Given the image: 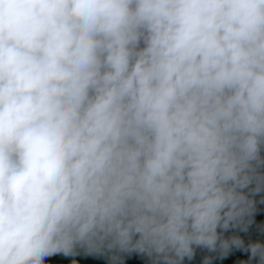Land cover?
Returning a JSON list of instances; mask_svg holds the SVG:
<instances>
[{"label":"clouds","instance_id":"clouds-1","mask_svg":"<svg viewBox=\"0 0 264 264\" xmlns=\"http://www.w3.org/2000/svg\"><path fill=\"white\" fill-rule=\"evenodd\" d=\"M262 146L264 0H0V264H264Z\"/></svg>","mask_w":264,"mask_h":264},{"label":"trees","instance_id":"trees-1","mask_svg":"<svg viewBox=\"0 0 264 264\" xmlns=\"http://www.w3.org/2000/svg\"><path fill=\"white\" fill-rule=\"evenodd\" d=\"M261 159L264 160V146L260 151ZM258 171L264 174V165H262ZM255 187V184L250 185L248 189L251 191ZM257 197L264 199V192H261ZM254 209L252 217H245V222L248 219L252 220L251 224H247L248 231L243 232L240 228H230L226 232H222L224 238H228L231 235H239L244 241L245 246L248 243L259 241L264 243V221H261V217H264V203L260 201H254ZM218 232L221 230L218 229ZM213 256L212 264H228L229 261H234L235 264H240V259L243 257L247 260L249 256L248 252L240 249L233 248L228 255H221L219 252L208 253L207 249L194 246V255L191 260L185 258L182 264H202L203 258ZM117 257L113 259V257ZM45 264H165V261L157 257L155 254L149 257L146 254L138 253H116L114 251H105L104 253H89L81 247H77L73 253L65 255L64 253H56L50 257L45 258ZM251 264H256V261H251Z\"/></svg>","mask_w":264,"mask_h":264},{"label":"water","instance_id":"water-1","mask_svg":"<svg viewBox=\"0 0 264 264\" xmlns=\"http://www.w3.org/2000/svg\"><path fill=\"white\" fill-rule=\"evenodd\" d=\"M246 196H248L249 199H252L254 201H260L262 203H264V199L261 197H257V196H251L249 195L250 191L248 189H243L241 190Z\"/></svg>","mask_w":264,"mask_h":264}]
</instances>
